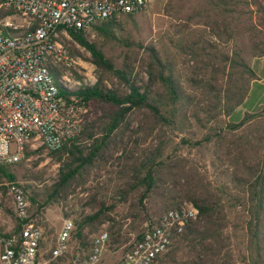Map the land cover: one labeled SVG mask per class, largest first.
I'll return each mask as SVG.
<instances>
[{
    "label": "trees",
    "instance_id": "1",
    "mask_svg": "<svg viewBox=\"0 0 264 264\" xmlns=\"http://www.w3.org/2000/svg\"><path fill=\"white\" fill-rule=\"evenodd\" d=\"M202 1V27L181 30L173 51L149 45L143 71L127 56L117 65L84 32L69 30L90 53L96 81L60 86L66 100L75 95L87 111L79 135L50 151L59 168L46 200L31 201L41 208L82 186L87 199L70 234L77 251L91 253L90 235L104 222L110 244L126 241L113 215L119 204L126 205L123 219L153 224L187 200L199 218L154 264H264V106L231 118L257 78L245 44L232 41L240 33L253 56L264 55V0ZM240 4L253 8L239 11ZM115 27L113 17L94 29L108 40ZM8 166H0V180L15 181Z\"/></svg>",
    "mask_w": 264,
    "mask_h": 264
},
{
    "label": "built area",
    "instance_id": "2",
    "mask_svg": "<svg viewBox=\"0 0 264 264\" xmlns=\"http://www.w3.org/2000/svg\"><path fill=\"white\" fill-rule=\"evenodd\" d=\"M1 6L11 13L0 18V166L19 162L28 143L53 151L79 135L87 107L75 95L66 100L60 86L70 90L81 69L90 82L82 75L73 82L93 84V64L73 55L64 37L72 39L70 29L86 34L104 20L140 12L146 0H0ZM5 186L19 229L4 230L0 223V264H38L42 232L31 216L28 196L16 181ZM198 218V208L190 201L166 210L156 223L145 225L117 264H154ZM73 229V220L64 218L53 257L67 251ZM107 239V232L99 233L81 262H96Z\"/></svg>",
    "mask_w": 264,
    "mask_h": 264
},
{
    "label": "rangeland",
    "instance_id": "3",
    "mask_svg": "<svg viewBox=\"0 0 264 264\" xmlns=\"http://www.w3.org/2000/svg\"><path fill=\"white\" fill-rule=\"evenodd\" d=\"M205 7L206 4L202 0H146L144 10L132 13L131 16L127 14H119L116 16L115 38L102 40L96 35L95 29L90 33H86V35L89 40L96 41L101 46L105 56L111 58L117 65L121 64L122 59L127 56L133 60L132 62L136 70L143 71L145 70L144 59L146 56V48L154 44L163 53L173 51L172 41L181 35V30L187 29L188 27L190 30H197L202 27L199 23L202 20ZM250 8H253V5L247 7L246 5L240 4L237 10L246 12ZM10 13L11 11L9 9L3 6L0 7V18ZM237 24L238 28L241 29L245 23L241 22L240 19ZM239 35L233 39L232 45L243 46L242 44L244 43L243 53L246 61L250 63L254 57L258 56L252 55L246 37L240 33ZM258 39L260 40V37ZM64 40L70 51L74 48L78 52L73 55L79 56L85 64L86 61L93 64L91 55L85 48L77 46L72 39L64 37ZM261 41L264 42V33L262 34ZM180 66L182 68L184 66L181 61ZM91 68L90 75H93L96 81V67L93 64ZM82 72L86 71L81 69V73L76 74L79 77L81 75L84 76L89 83L90 80ZM76 74L74 79H71L72 86L70 89L83 86L82 82L81 84L73 82L79 78ZM242 109L245 111V108L241 107L236 113L231 115L232 120L236 121L238 119L240 113H243ZM26 149L32 153L26 158H24V155L19 162L10 164L8 169L15 175V181L24 187L30 201L31 216L34 222L41 228L42 238L37 255L38 264H84L81 260L83 257L88 256L90 250L77 251L74 248V243L71 241V238L68 240L67 251L64 254L53 257L50 252L55 244V239L62 226L63 219L71 218L74 222L81 215V210L87 199L86 193L82 190V186L78 185L71 189L66 197L60 196L56 201L39 208L37 203L43 204L44 200H46L49 194L48 188L56 179L59 163L50 155V151L46 150L43 146H32L31 143H28L25 146ZM105 176L107 178L109 177L108 174ZM8 181L6 178L0 180V184H2L0 185V223L4 230L16 226L15 215L11 207V197L5 186V183ZM31 196H36L37 203H32ZM125 212L126 205L119 204L113 215L118 224H122L123 239L126 238V241L116 246L110 244L107 239L102 246L100 258L94 263L87 264H117L129 246L136 240L135 236L137 232H142L145 225L151 223V220L148 218L142 222L139 220L132 222L129 218L123 219ZM103 231L107 232L108 235V222L102 223L98 230L90 236L95 239ZM77 256L80 257L79 260L76 259Z\"/></svg>",
    "mask_w": 264,
    "mask_h": 264
},
{
    "label": "crops",
    "instance_id": "4",
    "mask_svg": "<svg viewBox=\"0 0 264 264\" xmlns=\"http://www.w3.org/2000/svg\"><path fill=\"white\" fill-rule=\"evenodd\" d=\"M249 65L256 73L257 78L251 82L248 94L242 104L236 107L232 112L233 114L241 107L245 108V111L242 109L243 113H240L238 119H240L245 112L255 111L264 106V55L254 57Z\"/></svg>",
    "mask_w": 264,
    "mask_h": 264
}]
</instances>
